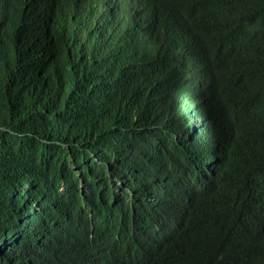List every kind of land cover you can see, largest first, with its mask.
Returning <instances> with one entry per match:
<instances>
[{
  "label": "clouds",
  "instance_id": "1",
  "mask_svg": "<svg viewBox=\"0 0 264 264\" xmlns=\"http://www.w3.org/2000/svg\"><path fill=\"white\" fill-rule=\"evenodd\" d=\"M177 6L0 0V117H13L0 121V264L133 262L118 243L145 252L181 230L226 164L232 121L216 100L211 49L196 53ZM32 113L38 130L24 133L17 120ZM135 122L133 134L125 124ZM256 178L222 185L211 264H264ZM234 187L248 210L228 197ZM244 233L257 238L222 252Z\"/></svg>",
  "mask_w": 264,
  "mask_h": 264
},
{
  "label": "trees",
  "instance_id": "2",
  "mask_svg": "<svg viewBox=\"0 0 264 264\" xmlns=\"http://www.w3.org/2000/svg\"><path fill=\"white\" fill-rule=\"evenodd\" d=\"M149 1L158 6L178 4L176 12L191 24L189 30L194 36H189L188 42L193 44L196 53L205 56L211 49V68L217 76L216 100L232 121V138L226 164L179 218L181 230L177 235L161 246L154 240L151 244H142L145 252L138 244L118 243V258L128 257L133 262L111 264H211L218 238L210 229L215 226L218 203L223 200L222 185L254 173L264 191V0H223L236 5L235 10L221 0ZM248 20L249 25L242 23ZM83 98V95L68 97L67 101L78 105L76 99ZM8 118L13 119L1 116L0 121ZM35 118L33 113L26 114L17 124L24 133L35 134L38 130ZM141 125L142 122L125 124L126 128H132L133 134ZM63 140L73 141L65 136ZM90 140H85L82 146L92 148ZM227 194L248 210V202L238 187L228 189ZM224 217L221 212L219 219ZM258 217L264 219V204L258 206ZM256 238L253 233H244L236 243L228 239L222 252H241ZM185 253L191 254L179 256Z\"/></svg>",
  "mask_w": 264,
  "mask_h": 264
},
{
  "label": "bare ground",
  "instance_id": "3",
  "mask_svg": "<svg viewBox=\"0 0 264 264\" xmlns=\"http://www.w3.org/2000/svg\"><path fill=\"white\" fill-rule=\"evenodd\" d=\"M177 64H178V62H177ZM179 117L181 118V113L179 114ZM179 122H181V120L179 119ZM197 139H199L198 137H197ZM199 141V140H198ZM107 186L105 185V188H106ZM108 207H110V205L109 206H106V208H108Z\"/></svg>",
  "mask_w": 264,
  "mask_h": 264
}]
</instances>
